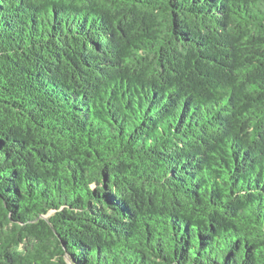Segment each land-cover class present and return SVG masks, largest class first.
<instances>
[{
    "label": "trees",
    "instance_id": "obj_1",
    "mask_svg": "<svg viewBox=\"0 0 264 264\" xmlns=\"http://www.w3.org/2000/svg\"><path fill=\"white\" fill-rule=\"evenodd\" d=\"M0 264H264V0H0Z\"/></svg>",
    "mask_w": 264,
    "mask_h": 264
}]
</instances>
